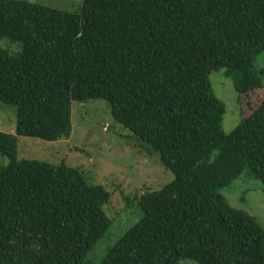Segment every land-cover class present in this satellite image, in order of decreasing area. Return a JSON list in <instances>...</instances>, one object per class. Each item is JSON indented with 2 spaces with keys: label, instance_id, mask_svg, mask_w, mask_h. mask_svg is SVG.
I'll return each instance as SVG.
<instances>
[{
  "label": "trees",
  "instance_id": "obj_1",
  "mask_svg": "<svg viewBox=\"0 0 264 264\" xmlns=\"http://www.w3.org/2000/svg\"><path fill=\"white\" fill-rule=\"evenodd\" d=\"M0 38L20 45L0 48V101L15 108V135L0 132V264H92L109 193L64 161L17 160L16 136L68 139L71 103L93 99L173 174L134 197L139 220L97 264H264V230L220 194L244 170L264 188V99L226 134L208 80L232 66L263 87L264 0H0Z\"/></svg>",
  "mask_w": 264,
  "mask_h": 264
},
{
  "label": "rangeland",
  "instance_id": "obj_2",
  "mask_svg": "<svg viewBox=\"0 0 264 264\" xmlns=\"http://www.w3.org/2000/svg\"><path fill=\"white\" fill-rule=\"evenodd\" d=\"M27 1L69 12L77 11L82 2ZM0 48L14 53L20 50V45L0 38ZM228 61L231 62V59ZM253 64L255 71H263L259 74L263 87L245 88L240 73L233 72L232 66L219 67L208 76L214 95L224 107L221 128L226 134L238 126L242 119L241 111L243 114L251 113L264 99V51L256 55ZM234 83L240 89V105ZM71 127L68 139L56 141L16 136V158L50 164L64 161L66 165L78 169L88 184L100 185L109 193L104 210L111 219V226L90 254L92 264H97L106 249L139 220L140 212L133 201L134 197L160 189L173 179V174L162 166L157 155H148L132 133L114 121L104 100L73 101ZM0 132L15 135V108L1 101ZM8 164L9 158L0 155V167ZM220 194L230 206L253 216L264 230V188L258 180L248 175L247 170L222 188ZM177 264L197 263L180 260Z\"/></svg>",
  "mask_w": 264,
  "mask_h": 264
}]
</instances>
